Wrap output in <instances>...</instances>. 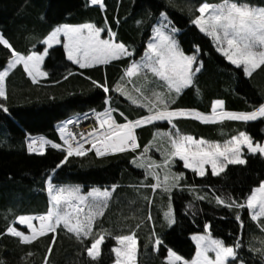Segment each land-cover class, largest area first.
Here are the masks:
<instances>
[{"label":"trees","instance_id":"obj_1","mask_svg":"<svg viewBox=\"0 0 264 264\" xmlns=\"http://www.w3.org/2000/svg\"><path fill=\"white\" fill-rule=\"evenodd\" d=\"M202 0H172L174 6H169V0H106L107 12L91 6L89 0H0V33L13 46L26 53L35 45L42 50L37 40L42 37L49 26V22L83 23L95 22L98 26L105 24V16L111 22V27L117 33L118 39L137 48L136 59L143 53L150 29L147 25L137 26L134 21L146 17L149 8L154 14L167 7L171 18L181 29L177 39L187 54H191L193 46L199 44L203 49L201 59L204 68L198 75L196 85L186 89L178 99L177 106L196 108L205 113H211V103L214 99H223L226 110H252V105L264 102V71L257 70L251 78H237L234 67L215 51L211 38L199 32L189 23V6H198ZM210 3L219 0H208ZM254 5L264 4V0H250ZM46 13L48 20L41 19ZM198 14V13H197ZM117 16L120 23L117 24ZM50 56L45 58L42 68L50 75L34 83L17 66L6 78V91L9 113L0 111V230L14 220L15 215L36 214L47 209L46 193L41 190L45 173L63 158L59 150L46 146V152L30 154L26 149V140L31 136H45L57 141L59 133L56 125L65 119L79 116L95 108L102 110L107 105L104 100L107 94L96 89L87 79L88 76L96 80L107 77L110 84H114L122 75L124 64L128 61H113L109 65H98L82 70L78 66L67 62L61 46H54ZM8 50L0 45V63L6 60ZM2 69V68H0ZM73 75L67 76L68 71ZM84 72V75H80ZM143 79L137 80L141 84ZM197 86L199 91H197ZM114 97L113 107L126 110L132 118L138 111L136 106L118 94ZM2 99V98H0ZM118 116V113H117ZM122 122V121H121ZM178 128L184 134L194 135L196 138L223 141L239 131H247L254 141L264 142V118L253 122L223 121L204 123L195 119H179ZM175 131L166 122H156L154 126H143L137 130L139 143L138 152L144 151V145L154 141L150 155L157 161L163 157L156 151L155 145L161 144L157 131ZM166 143V138L165 141ZM114 154L104 158L96 157L93 152L84 157H70L55 176V182L60 184L82 186V191L92 187H109L116 183L119 187L109 200V206L104 215L97 218V230L107 229L112 236L106 239L101 246V255L90 261L83 246L77 243L74 237L61 230L57 242L53 246L50 256L51 264H112L115 260L111 251L116 244L114 236L127 234L136 230L138 235L137 264H164L163 257L167 255L166 248L161 247L159 252L151 246L150 234L153 222L142 223L136 229L137 223L146 218L151 212L154 218L155 231L163 234L166 245L172 247L185 258L190 259L195 253V244L191 234L202 232L205 222H211V231L215 237L222 238L228 244H233L240 237L244 247L240 249L246 264H261L260 256L249 251V244L256 247L258 240L264 239L259 221L251 220L250 210L244 208H228L217 205L214 194L231 196L238 202L244 203V198L250 193L253 186H257L260 179H264V156L248 154L244 150L247 163L245 165H229L226 173L221 176L206 177L194 175L192 170L184 169L183 163L173 165V172L185 173L184 184H194L200 189V194L207 193L208 200H195L187 191L173 189L172 201L176 223L168 227L164 219L167 209L168 196L162 190L153 193L150 189L141 190L154 203L149 205L141 198L140 193L133 187L143 179L142 170L131 163L134 155ZM177 159V158H176ZM163 175V170H161ZM154 182L151 179L149 183ZM163 196V199L161 198ZM189 201L195 205L196 214H189ZM163 205V207H161ZM239 214L243 220H236ZM7 217V218H6ZM17 224V223H16ZM52 235V234H48ZM255 236L257 239H253ZM50 240L38 238L30 246L21 245L17 238L6 234L0 237V259L7 264H42L43 255ZM34 255L28 257L26 253ZM239 262H237L238 264Z\"/></svg>","mask_w":264,"mask_h":264},{"label":"snow or ice","instance_id":"obj_2","mask_svg":"<svg viewBox=\"0 0 264 264\" xmlns=\"http://www.w3.org/2000/svg\"><path fill=\"white\" fill-rule=\"evenodd\" d=\"M90 5L107 12L106 0H90ZM169 6H174L169 0ZM189 23L200 33L211 38L215 51L222 55L231 66L234 67L237 78H251L257 71H264V4L254 5L250 0H219L210 3L202 0L198 6H189ZM198 13V14H197ZM48 20L47 14L41 16ZM120 23L117 16V24ZM134 23L139 27L147 25L150 29L146 44L143 45V53L136 59L137 48L118 39L116 32L112 30L111 22L105 16V24L98 26L95 22L68 23L49 22L46 32L37 40L42 50L32 45L26 53L17 50L13 44L0 33V45L4 46L6 60L0 63V111L9 113L7 106L6 78L9 74L22 65L23 71L34 83H38L41 77H48L49 71L41 66L45 64V58L54 51V46H61L67 62L86 70L94 66H107L113 61L128 62L124 64L122 75L114 83L110 84L107 77L96 80L91 76L87 79L96 89H101L107 94L102 110L95 108L80 116L65 119L57 126L59 137L53 141L45 136H31L27 138V152L43 155L46 146L59 150L62 159L45 173L41 190L46 193L47 209L36 214L15 215L14 220L6 224L0 230V237L6 234L17 238L21 245L30 246L38 238H45L51 243L47 244L42 264H51L50 256L53 246L57 242L61 230L74 237L77 243L83 246L90 261H95L100 255L101 246L106 239L112 236L107 229L97 230V218L104 215L109 206V200L119 187L116 183L109 187L92 186L88 191H82L80 184L67 185L55 182L58 170L65 165L70 157H84L94 151L96 157L104 158L114 154L134 155L131 163L137 169L142 170L143 179L138 185H133L140 193L141 198L147 200L149 205L154 203V197L149 198L141 190L150 189L153 193L162 190L168 196L167 209L164 211V219L168 227L176 223L173 208V189L179 188L187 191L195 200L212 202L207 193L200 194V189L194 184H184L185 173L173 172V165L183 162L184 169H190L194 175L206 177L208 166L211 175L221 176L226 173L229 165H245L247 153L264 156V143L256 142L247 131H239L236 135L221 141L209 140L203 137L196 138L191 134H184L177 125L179 119H195L204 123L223 121L253 122L258 118H264V102L252 105V110H226L223 99H214L211 103V113H205L196 108L177 106L181 94L190 87L196 85L198 75L204 68L201 59L203 49L199 44L193 46L191 54H187L177 39L181 29L171 18L167 7L162 8L158 15L149 8L147 16L136 19ZM106 32L107 37L102 35ZM51 50V51H50ZM73 71H68V76ZM80 75H84L81 72ZM143 79L141 84L137 80ZM197 91L199 88L197 86ZM112 93L124 97L130 106H136L138 111L135 118L120 107H113L116 98ZM118 113V116H117ZM81 117L87 121L94 118L96 125L91 126L88 132H75L70 125L80 124ZM122 121V122H121ZM156 122H166L175 131L159 130L155 134L161 144L155 145L156 151L163 157L157 161L151 155L154 141L144 145V151L138 152L139 143L137 130L143 126H154ZM166 138V143L164 142ZM90 145V147H86ZM178 158V159H176ZM163 170V175H161ZM154 182L149 183V180ZM163 199V196L161 197ZM217 205L228 208H244L251 210V220L259 221L264 217V179H260L257 186H253L250 193L244 198V203L237 199L220 194H214ZM163 207V205H161ZM189 212L195 215V205L189 201ZM7 218V217H6ZM236 220L240 221L243 228V220L239 214ZM152 221L153 229L150 234L152 247L159 252L161 247L166 248L164 264H246L240 249L244 247L240 237L233 244H228L222 238L215 237L212 233L211 222L204 223V230L191 234V240L195 244V253L187 259L172 247L166 245L163 234L155 231L154 218L151 212L146 218H142L135 226L138 229L142 223ZM18 222V225L16 224ZM19 226H26V231ZM261 232H264V222L259 224ZM52 234V235H48ZM253 239H257L253 236ZM116 244L111 251L115 254L114 264H137L138 235L136 230L127 234L114 236ZM256 247L249 244V251L260 256L261 264H264V239L258 240ZM213 253V255H210ZM28 252L25 256H32ZM0 264H7L0 259Z\"/></svg>","mask_w":264,"mask_h":264},{"label":"built area","instance_id":"obj_3","mask_svg":"<svg viewBox=\"0 0 264 264\" xmlns=\"http://www.w3.org/2000/svg\"><path fill=\"white\" fill-rule=\"evenodd\" d=\"M91 126H98V125H96L95 120L92 117H90L87 121H85L83 119V117H81L80 124L74 123V124L70 125L71 129L75 132H81V131L88 132L90 130ZM26 144H27V141H26ZM86 147H90V145H86Z\"/></svg>","mask_w":264,"mask_h":264},{"label":"rangeland","instance_id":"obj_4","mask_svg":"<svg viewBox=\"0 0 264 264\" xmlns=\"http://www.w3.org/2000/svg\"><path fill=\"white\" fill-rule=\"evenodd\" d=\"M89 3H90V0H89ZM102 35L103 36H105V38L107 37V33L106 32H104V33H102ZM139 59V58H138ZM22 66V65H21ZM42 67V66H41ZM23 68V67H22ZM0 70H2V69H0ZM41 78H44V77H41ZM40 78V79H41ZM59 124V123H58ZM58 124L56 125V128H57V126H58ZM264 143V142H263ZM244 150H246L247 151V149H246V146L244 147ZM178 159V158H177ZM182 162V161H181ZM183 163V162H182ZM208 169L209 170H211L210 169V166H208ZM69 185V184H68ZM91 188V187H90ZM90 188H88V189H86L84 192H86V191H88ZM82 190V189H81ZM250 213H251V210H250ZM17 223V225H18V222H16ZM20 227V229L21 230H25L26 231V226H19ZM194 242V241H193ZM114 254V253H113ZM210 255H213L214 256V254L213 253H210ZM114 258L116 259V257H115V254H114ZM115 261V260H114ZM112 264H114V262L112 263ZM239 264V263H238Z\"/></svg>","mask_w":264,"mask_h":264}]
</instances>
